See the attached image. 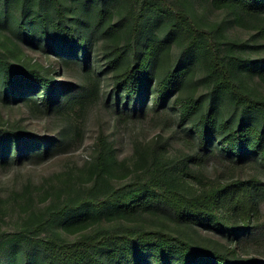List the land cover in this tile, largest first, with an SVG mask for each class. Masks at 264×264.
Listing matches in <instances>:
<instances>
[{
    "label": "trees",
    "instance_id": "16d2710c",
    "mask_svg": "<svg viewBox=\"0 0 264 264\" xmlns=\"http://www.w3.org/2000/svg\"><path fill=\"white\" fill-rule=\"evenodd\" d=\"M47 1L54 7L58 21L40 14L30 19L13 17L10 12L13 6H18L24 14L31 0H7L5 8H0V22L12 18L18 38L31 47L35 46L37 37L43 43L41 56L47 57V66L30 61L13 62L0 51L3 100L23 103L35 115L38 112L49 115L72 111L80 103L95 102L100 92V83L92 76L86 37L75 26L67 24L60 0ZM215 2L223 4L231 13L232 22L239 25L247 23L246 17L263 16L264 21V0ZM181 5L186 12L176 10L166 1L160 4L155 0H144L142 7L133 14L130 39L124 48L115 44L106 55L109 68L117 69L127 60L123 69L114 74L111 96L115 102L114 110L119 113L122 107V114L134 118L143 114L144 96L152 84L150 68L155 66L157 55L166 47L165 42L153 37L142 47V54H137L145 8L151 6L170 20V28L181 32L186 39V51L196 43L200 45L208 65L210 102L205 104L193 96L181 98L177 95L189 68L167 70L156 80L152 96V107L157 110L164 108L173 97V105L180 109L179 123L191 122L197 149L194 155L188 156L190 165L169 166L170 163L163 160V151L158 144L138 147L134 166L143 168V176L124 187L112 188L105 171L110 169L113 146L107 132L100 127L94 142L97 156L93 166V188L60 206L54 201L44 216L17 232L0 234V251L6 244L15 250L11 249L9 255H0V264H10L16 252L21 253L22 264H264V257L247 253L254 247L264 246V180L251 176L223 181L202 173L204 163L219 155L238 164L259 160L264 168V95L255 92L245 81L252 61L232 55L234 42H228L230 47L227 49L221 48L212 34L200 28L187 14L186 3L181 2ZM106 17V12L99 11L98 24ZM259 29L264 32V26ZM106 30L116 29L108 25ZM52 46L59 49L54 53ZM129 51L133 52L131 59L126 58ZM61 54L67 55L58 58ZM74 58L82 61L88 81L85 87L58 77V72ZM255 72L256 78L264 83V63ZM28 94L30 96L24 99ZM219 95L229 97L235 109L243 114L240 120L233 122L222 115L214 100ZM244 114L255 116L256 121L245 123ZM74 138H82L79 131ZM63 145L61 138L41 137L26 127L0 126V165L9 158L10 150L13 162L17 164L23 159L40 164L58 152H64ZM190 180L197 184V189L191 190ZM84 204H92L99 213L118 218L162 211L177 225L213 231L221 238L219 241L225 243L200 242L161 228L126 224L103 228L73 241H67L57 232L41 235L47 226L64 218L69 210ZM79 216L67 224L71 227L89 219L88 215Z\"/></svg>",
    "mask_w": 264,
    "mask_h": 264
},
{
    "label": "rangeland",
    "instance_id": "374dc122",
    "mask_svg": "<svg viewBox=\"0 0 264 264\" xmlns=\"http://www.w3.org/2000/svg\"><path fill=\"white\" fill-rule=\"evenodd\" d=\"M6 1L0 0V8H5ZM60 1L64 7L67 24L75 26L77 31L86 37L92 76L96 77L100 83L99 98L95 102L80 103L79 107L72 111L54 112L49 115L38 112V115H35L23 103L5 102L4 91L0 90V126L26 127L41 137L61 138V142L64 143V152H58L40 164H32L27 159L17 164L13 162L12 152L9 151V158L0 165V234L17 232L28 223L44 216L49 205L54 201L56 206H60L77 194L93 188L95 185L93 166L97 156L94 142L100 127L107 132L109 142L113 146L110 169L105 171V177L108 178L112 188L124 187L132 180L143 176V168L134 166L138 147L158 144L163 151V160H167L170 163L169 166H175L177 163L180 166L189 164L188 156L194 155L197 149L196 136L190 129L191 122L188 121L183 125L179 123L180 109L173 105V97L164 108L157 110L152 107L156 80L167 70L189 68L187 78L177 92L181 98L193 96L205 104L212 98L208 65L200 45L196 43L194 47L186 51L187 41L181 32L173 31L170 28V20L149 6L144 11V23L139 40L140 49L137 54H142V47L153 37L165 42L166 47L161 49L155 66L152 65L150 68L152 84L147 95L144 96L142 116L134 118L125 116L122 114V107L118 113L114 110L115 102L111 96L113 79L115 72L121 71L127 60L121 62L117 69L109 68L106 53L115 44L124 48L130 39L133 14L142 7L144 0H140L141 2L133 0ZM164 1L176 10L185 12L181 2L186 3L187 7H185L189 11L187 14L200 28L209 31L214 41L221 44V48L227 49L230 47L227 43L234 42L235 44L231 46L232 55H240L252 61V68L247 71L245 78L247 85L255 92L264 95V83L254 74L264 63V32L261 33L259 29L264 26L263 16L246 17L247 23L239 25L232 22L229 10L215 0H155L160 4ZM99 11L107 13L106 19L101 24L97 21ZM10 12L18 19L21 17L30 19L40 14L59 20L54 7L47 0H31V5L24 9V14L16 5ZM108 25L116 30H106ZM42 47L40 37L36 38L33 47L18 38L12 18L1 20L0 51L13 62L28 63L30 61L31 64L47 66V57L41 56ZM58 49L57 46H52L51 51L55 53ZM66 55L61 54L58 58L66 57ZM132 57L133 52L129 51L126 58ZM58 77L72 83H80L79 85L84 87L88 82L79 58H74L66 64L58 72ZM29 96V94L24 96V99ZM214 98L217 108L226 119L233 122L240 120L243 114L235 109L229 97L219 95ZM107 99L109 102L106 101ZM251 120L256 121L255 116L244 114L245 123ZM76 131H79L81 139L74 138ZM202 173L206 177L223 181L251 176H258L264 180V168L259 160L238 164L226 159L223 155H219L218 158H209L202 167ZM191 182V190L197 189V184L193 180ZM82 214L88 215L89 219L71 227L67 224L68 221ZM120 224L161 228L200 242L225 243L219 241L221 238L213 231L177 225L167 213L162 211L118 218L99 213L92 204H84L78 209L69 210L64 218L47 226L41 235L57 232L67 241H73L82 235ZM2 248L0 255L4 256L11 254L12 250L15 251L11 245L7 244ZM247 253L264 257V246L254 247V250H249ZM21 257V253L16 252L10 264H22Z\"/></svg>",
    "mask_w": 264,
    "mask_h": 264
}]
</instances>
